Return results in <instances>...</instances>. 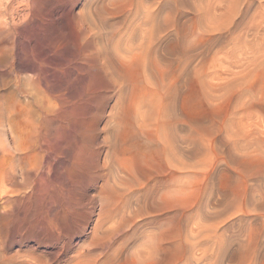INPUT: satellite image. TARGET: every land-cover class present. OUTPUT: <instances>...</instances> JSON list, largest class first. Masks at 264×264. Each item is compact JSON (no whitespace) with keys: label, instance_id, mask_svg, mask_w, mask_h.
Instances as JSON below:
<instances>
[{"label":"rangeland","instance_id":"rangeland-1","mask_svg":"<svg viewBox=\"0 0 264 264\" xmlns=\"http://www.w3.org/2000/svg\"><path fill=\"white\" fill-rule=\"evenodd\" d=\"M13 75L0 264H264V0H0Z\"/></svg>","mask_w":264,"mask_h":264},{"label":"bare ground","instance_id":"bare-ground-1","mask_svg":"<svg viewBox=\"0 0 264 264\" xmlns=\"http://www.w3.org/2000/svg\"><path fill=\"white\" fill-rule=\"evenodd\" d=\"M33 66L36 67L37 69H40L39 66H38V64H36V63H34ZM12 77H14L12 80H10L9 78L7 80L5 78L4 82L2 81L3 83L0 82V89H4V88L9 89V91L4 96H8L10 98L14 94H16V92H22L23 91L21 89V87H20V84H19L18 80H17V76L16 75H13ZM46 79H47V76L46 75L40 74V75H38L34 79L33 83L36 86H39L40 85V82H44L45 85H46L47 84V80ZM10 82L12 84H14V86L16 87V89H13V88L9 87V85H11V84H9ZM46 89L49 90L48 85H46ZM15 141L16 140L14 139V137H12V140H10L8 143L7 142H4V140H3L1 142V144H0V179L1 180H4V181H7L9 183H12V182H14V181L17 180L15 178L16 175L14 173L16 166L19 167V169L21 171H24L26 169H29L28 164H30L31 161H33L34 159L36 160L37 158L40 159V156H42V154L40 152L41 150H37L38 148L34 146L35 144L34 145L31 144L32 146H29V148H27V147L22 146V144H19L18 142H15ZM32 142L34 143V141H32ZM49 146L47 147V149L48 148H51ZM47 149H46V152H45L46 154H47V152L49 150V149L48 150ZM38 164H39V162H38ZM135 181L138 182V180L136 178H135ZM18 185H19V183H18ZM131 185H132V183L130 181L129 187H131ZM110 189H111V191L113 193H115V191L112 189V187ZM113 209H115V208H113Z\"/></svg>","mask_w":264,"mask_h":264}]
</instances>
